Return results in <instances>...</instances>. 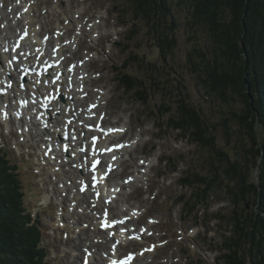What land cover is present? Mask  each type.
Segmentation results:
<instances>
[{"label":"rangeland","instance_id":"1","mask_svg":"<svg viewBox=\"0 0 264 264\" xmlns=\"http://www.w3.org/2000/svg\"><path fill=\"white\" fill-rule=\"evenodd\" d=\"M33 1L35 7L29 17L31 16L36 31L42 25L43 30L38 31L39 36H54L61 28V23L70 28L67 34H63L61 28L65 43L66 35L77 33L80 22L83 23L84 33L79 32L78 47H66L64 51L67 55L66 65L70 66L73 61L90 56L88 70L91 75L87 82L89 98L93 100L102 91L107 92V101L102 109V115L105 112L103 127L126 125L125 135L113 143H133L130 152L123 157L122 166L109 179L110 183L123 180L122 188L117 190L118 199L111 203L112 216L115 214L116 217L128 218L129 213L124 210L130 206L137 213V219L131 221L134 230L140 233L147 228V234L141 240L137 238L132 244L127 240V244L119 249V258L137 255L150 246L156 249L143 257L148 264H228L226 258L221 257V250L223 252L224 246L230 242L224 240L222 232L223 228L230 229L231 225L227 222L219 225L218 220L210 222L215 209L221 208L226 215L234 210L226 187L219 186L212 192L210 205L213 206L209 213L203 206H198V210L189 214L180 201V196L185 194L188 197L192 189L181 186V177L183 172L188 171L207 173L209 177H213L214 173L219 172L216 168L225 161L224 152L231 158L246 163L243 146L250 145L251 140L244 132H240L243 128L237 119H230V109L240 110L245 102L238 97L234 102L226 103L212 97L200 84L198 68L194 62L201 67L205 58L213 57V49L207 32L190 25L191 13L187 2L168 0L177 23L176 41L170 51L166 49V59H163L156 45L158 40L149 32L148 25L139 20L133 26L134 14L127 8L128 0ZM16 4L21 5L15 7V10L23 12V0H5L4 9L10 11L8 9ZM74 14L78 16L79 24L76 22L68 25L69 18L74 17ZM7 19L12 21L11 31L18 30L19 33L18 26L22 28V24L17 25L9 16H2L0 34L4 32L2 26ZM170 21L171 18L168 22ZM92 23H96L99 28V34L95 38L88 28ZM166 31L170 37L173 36L171 29L167 28ZM125 35L132 37L127 52L117 44L118 41H123L122 37ZM159 43L164 47L168 44L161 40ZM54 44L55 40L52 39L50 46ZM195 47L202 48L204 54L196 51L194 56L190 55ZM126 60L132 72L146 86V103L137 99L133 93H127L117 82L120 74L115 67ZM19 71L15 73V77L20 76ZM10 97L8 103L16 105L15 99ZM178 97H188L190 103L202 108L206 119L215 128L217 147L224 152L198 147L188 136L183 137L181 130L164 124L170 115L166 110L175 111ZM2 106L0 97V142L19 164L25 201L27 206L31 204L33 216L42 224L52 263L84 264L83 260L89 264L105 263L109 258L108 252L115 249L111 243L95 245L93 242L96 235L92 223L101 214L94 215L96 208L93 207V199L89 194L80 198L78 205H74L73 197L78 190L76 187L66 186L71 182L66 181L80 177L82 170L77 169L71 163L73 161H70L64 163L59 173H56L55 165L48 162V157L41 155V146L44 144L41 131L28 121L23 125L20 119L14 117L13 110L10 111L12 117L6 122L1 116ZM174 164H180L179 168H175ZM218 175L220 177V173ZM127 178L135 180L129 183ZM64 182L66 184L63 185ZM48 195H52L50 201L41 205L40 200H45ZM252 202L254 205L257 203L256 200ZM247 205L250 208L252 203ZM246 245V254L253 253L254 264H264V260L256 255L259 251L264 252V237L257 231L253 232L250 243L247 242ZM90 251H96L93 253L95 261L88 259Z\"/></svg>","mask_w":264,"mask_h":264},{"label":"trees","instance_id":"2","mask_svg":"<svg viewBox=\"0 0 264 264\" xmlns=\"http://www.w3.org/2000/svg\"><path fill=\"white\" fill-rule=\"evenodd\" d=\"M185 2L190 8V25L207 32L213 49V57L205 58L201 67L194 62L200 84L212 97L226 103L234 102L238 97L245 102L240 110L230 109V119H237L243 128L240 132H244L251 143L243 146L246 163L231 158L217 147L215 128L206 119L202 108L190 103L188 97H178L175 111L166 110L170 115L164 124L181 130L182 136H188L198 147L225 153V161L216 168L219 172L213 177L202 172H183L181 186L192 191L188 197L181 195L180 201L189 214L198 210V206H203L209 213L213 206L210 205L212 192L225 186L234 210L226 215L217 208L210 219V222L218 220L219 225L225 222L231 225L230 229L223 228L224 240L230 244L224 246L223 252L221 250V257L226 258L228 264H254L253 253L246 254V243H250L256 231L264 237V0ZM127 8L134 14L133 26L139 20L148 25L149 32L158 40L156 45L163 59H166L164 53L166 49H172L177 27L168 0H128ZM167 28L173 31L172 37ZM122 40L125 44L120 41L117 44L127 52L132 37L125 35ZM159 40L168 43L167 46L164 47ZM196 51L204 54L202 48L195 47L190 55L194 56ZM115 68L120 74L117 80L120 87L146 103V86L132 72L127 60ZM174 166L179 168L180 164ZM252 200H256V205ZM248 203H252L250 208ZM31 207L25 201L19 164L0 142V264H53L42 224L33 216ZM256 255L264 260L263 251Z\"/></svg>","mask_w":264,"mask_h":264},{"label":"bare ground","instance_id":"3","mask_svg":"<svg viewBox=\"0 0 264 264\" xmlns=\"http://www.w3.org/2000/svg\"><path fill=\"white\" fill-rule=\"evenodd\" d=\"M24 1L26 2V0ZM28 1L22 9L23 12H20L18 16L12 15L11 11L7 13L0 9V19L2 16H10L17 25H19L18 23L22 24V28L18 26L19 33H17L18 30L11 31V23H9L8 26H5L4 32L0 34V97L3 105L1 116L7 122L12 117L10 111L13 110L23 125L28 121L41 131L40 134L43 136L41 139L44 143L41 146V155L48 157V162L55 165L56 173H59L64 163L70 161H73L71 163L77 169H82L81 176L74 177L73 180L68 179L66 182H71L66 186L70 185L78 190L73 197L74 205H78L79 199L87 194L92 197L93 207L96 208V211L95 213L90 211V213L101 214L92 223V229L96 235L93 242L95 245L97 243L115 244V250L108 252L109 258L106 261H117L119 249L127 244V240H130L129 243H133V241H137V238L141 240L144 238L143 235L147 234V228L142 229L139 234L134 230L131 221L137 219V213L130 206L124 210L129 213L128 218L122 219L115 215L112 216L113 205L106 201L108 198L115 203L118 199L119 191L117 192V190L122 188L123 180L110 183L109 179L113 172H117L116 169L122 166L123 157L125 153L130 152L133 143L121 141L113 143L125 135L126 125L104 127L102 132L99 130L105 120V112L103 111L102 115V109L107 101V92L99 91L101 93L98 97L93 100L89 98L87 82L91 75L88 70L90 56L87 55L84 60L73 61L70 66L66 65L67 55L64 52L66 47H78L79 32H83V23L78 20V16L74 14V17L69 18L68 25H73L76 22L78 24L80 22V25L77 33L66 35L65 43L62 35L67 34L70 28L61 23L59 26L63 28V34L59 28L54 36L48 34L42 37L39 36L40 30H43L42 25H39L36 31L30 19L31 16L29 17L35 7L34 2L33 0ZM1 14L3 15L1 16ZM21 15L24 16L23 23L19 22ZM88 27L93 38L98 36L99 28L96 23L89 24ZM22 34H26L24 41L19 40ZM52 39L55 40V44L50 46ZM15 46L19 47L16 52L13 50ZM57 61H60L58 66L55 64ZM49 64L51 65L50 69L44 70V73L40 75V70ZM20 67L21 71H19ZM18 71L20 76L15 77V73ZM23 72L27 73L25 77ZM10 96L15 99L16 105L8 103ZM87 97L89 99L86 100ZM95 124L96 127L93 129L91 126ZM97 157L102 158L104 163H101L98 174H95L90 170L89 165ZM92 179H99L100 184H95L94 180L92 183ZM127 180L131 183L135 178H127ZM86 183L89 188L87 192L83 193L80 189ZM51 198L52 195H48L45 200L48 201ZM100 210L101 212H98ZM113 220L117 221L116 228L106 229L105 224H109ZM106 232L108 235L102 236ZM111 232L115 234H110ZM97 237L98 239H96ZM155 249L148 246L142 253L139 252L137 255L125 258V264H148L146 258L143 257L147 252L152 253ZM94 252L92 251L91 259L95 261Z\"/></svg>","mask_w":264,"mask_h":264},{"label":"water","instance_id":"4","mask_svg":"<svg viewBox=\"0 0 264 264\" xmlns=\"http://www.w3.org/2000/svg\"><path fill=\"white\" fill-rule=\"evenodd\" d=\"M0 62H1V59H0Z\"/></svg>","mask_w":264,"mask_h":264}]
</instances>
